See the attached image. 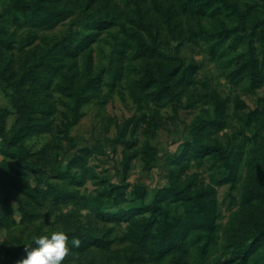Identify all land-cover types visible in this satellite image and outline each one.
<instances>
[{
    "label": "rangeland",
    "instance_id": "1",
    "mask_svg": "<svg viewBox=\"0 0 264 264\" xmlns=\"http://www.w3.org/2000/svg\"><path fill=\"white\" fill-rule=\"evenodd\" d=\"M43 1L49 23L15 11L0 31V264L57 229L69 235L63 264H259L264 62L250 86L223 55L244 53L249 34L260 51L259 30L212 37L216 20L179 15L176 0ZM228 2L264 15V0ZM69 78L87 85L70 92ZM189 195L214 220L207 249ZM150 203L162 206L151 218Z\"/></svg>",
    "mask_w": 264,
    "mask_h": 264
},
{
    "label": "trees",
    "instance_id": "2",
    "mask_svg": "<svg viewBox=\"0 0 264 264\" xmlns=\"http://www.w3.org/2000/svg\"><path fill=\"white\" fill-rule=\"evenodd\" d=\"M39 1L40 0H10V2L6 6H2L0 9V17H1L0 31L5 26L4 22L6 20L15 21V11L20 18L21 17L26 18L30 16L32 19H34L36 23H41V22L49 23L48 19L50 14L44 10L46 4L44 1L43 3L38 4ZM176 8L179 15H183L185 17L200 16V18H204V16H206L213 18V20H216V25L215 27H213L215 30L214 33L216 34H214L215 36H213L212 33L209 34L212 37L219 36L220 39H225L226 37H228L227 34L232 33L233 30L236 29V27L239 29H246L255 33L256 30L257 31L259 30V36L261 39V48H260L261 52L256 50V48H254L253 46L254 37H252L251 34L247 36L244 46L246 50L244 51V53H241L236 46H232V49L233 48L234 49L231 52H227L228 50H223L225 51L223 55L228 57L227 58L228 62L231 65H235V67H237L235 70L236 74L237 73L241 74V70H242L243 74L248 77L250 86H252L255 83L256 79L260 75L259 66L262 63L261 61L264 62V15H258L261 13L260 11L253 13L252 11L249 10L250 8H247L246 9L247 16H245L242 10H238L237 8H235V5L229 3L228 0H176ZM223 11L232 12L229 21L234 22L235 26H232L227 23V21L225 20L226 18H223V16L221 15ZM113 19L114 18H112L111 16H108L107 18H104L100 21L94 20V24H92V26L93 27L100 26L105 28L114 23ZM137 20L139 21L141 26H143L144 28L146 27L145 25L147 22H144V20H142L141 15L137 16ZM148 33L149 36L153 40H155V38L157 37V33L156 34L152 33V30H150L149 28H148ZM7 41H9L8 36L2 37L0 34V44L3 43L6 44ZM144 44L145 42H142V45ZM3 52L4 50L2 51L0 49V53ZM262 56L263 58L261 59ZM147 77L148 79H151V77L154 78L153 74L150 72L147 74ZM67 81H68L67 89H69V91L73 93H77V92L80 93L87 85L86 84L87 82H85L82 85V87H75L74 86L76 85L75 79L71 80L69 78ZM148 81L149 80H147L146 83H148ZM156 82L161 83L162 81L156 80ZM215 121H213L214 124L220 123L219 120H215ZM201 149H203L205 153L208 152L209 154L211 153L218 154L220 151V147L216 145L202 144ZM156 199L157 198H155L154 201ZM187 199H189L190 201L189 210L194 216H196L195 217L197 221L196 224L199 225L198 228L199 232H197L196 238L200 239V237H203L205 242L204 248L207 249L209 242L212 241L213 239V236L210 235V233L212 231L214 232L215 230L214 220H212L209 210L205 208L206 206L204 205V202L198 201L195 197H191V195L187 196ZM160 207L162 206L161 205L152 206L151 203L146 204L142 206V214H144L143 216L145 217L151 218V215L154 214L152 213V210H154L153 212H157L158 210L156 209H159ZM201 212L203 213V215L201 214ZM110 213H114V211H110ZM146 213H148L149 216H147ZM153 221H156V219H154ZM154 231L155 233H158L160 230L158 228L157 229L155 228ZM252 233L253 234L250 235L251 237L250 239L252 241L251 243H253V247L258 246V248H261L262 246H264V226L260 225L259 227L254 228L252 230ZM146 234L147 233L145 226L142 227V232L139 231L136 232V235H140L139 237L140 239L143 236H146ZM243 251L244 252H242V256L239 257L243 258V262H245L247 260L248 254L250 253L247 252L246 254V248L243 249ZM167 253L168 252H159L158 253L159 259L161 260L162 258H165ZM233 259H236V257ZM259 262H260L259 264H264V258L259 260Z\"/></svg>",
    "mask_w": 264,
    "mask_h": 264
},
{
    "label": "clouds",
    "instance_id": "3",
    "mask_svg": "<svg viewBox=\"0 0 264 264\" xmlns=\"http://www.w3.org/2000/svg\"><path fill=\"white\" fill-rule=\"evenodd\" d=\"M78 238L72 239V244L79 245ZM26 254L16 261V264H63L70 251L69 235L62 229L51 234L41 233L33 237V243L25 244Z\"/></svg>",
    "mask_w": 264,
    "mask_h": 264
}]
</instances>
